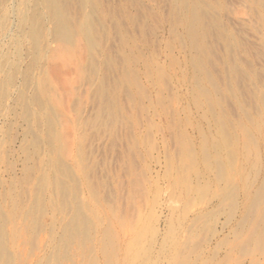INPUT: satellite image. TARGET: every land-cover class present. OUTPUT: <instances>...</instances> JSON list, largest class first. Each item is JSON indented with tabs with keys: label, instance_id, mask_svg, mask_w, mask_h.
Masks as SVG:
<instances>
[{
	"label": "rangeland",
	"instance_id": "374dc122",
	"mask_svg": "<svg viewBox=\"0 0 264 264\" xmlns=\"http://www.w3.org/2000/svg\"><path fill=\"white\" fill-rule=\"evenodd\" d=\"M22 1L0 3V54L17 62L11 80L0 70V217L9 248L0 264H170L182 256L187 264H264L260 234L240 251L260 230L259 204L258 218L236 231L264 165V0H194L208 12L203 53L190 49L173 0H96V44L89 48L79 31L64 43L47 20L36 54L15 38ZM198 54L202 83L191 63ZM210 99L234 136L222 145L236 188L232 212L214 175L198 177L196 163L181 158L217 136ZM202 180L208 194L188 190ZM67 221L85 223L89 240L66 242Z\"/></svg>",
	"mask_w": 264,
	"mask_h": 264
},
{
	"label": "bare ground",
	"instance_id": "6f19581e",
	"mask_svg": "<svg viewBox=\"0 0 264 264\" xmlns=\"http://www.w3.org/2000/svg\"><path fill=\"white\" fill-rule=\"evenodd\" d=\"M4 0H0V3H2ZM72 1L73 0H23L22 1V6L24 7V10L21 11V9L15 5L14 7V15L16 18V25H15V35H16V40L18 44H21L22 40H28L31 43L32 48L35 51V54L38 53V41L41 37V35L43 34L44 31V24L45 21L48 22L50 21L53 24V35L59 37L64 43H71L73 36H75V32L79 31L81 32V34L84 36L85 38V42L88 43V45L90 46L89 48H91V46L95 43V39H96V29H95V25L97 23H95L96 21L94 18V15L97 13V5H96V0H78V4L76 8L77 12L76 15L77 17L75 19H77L78 21L75 20V25L71 22L72 18ZM196 1V0H195ZM194 0H173V3H176L178 6L181 5L184 10L183 12V27L185 28L186 31V35L187 36V42L189 43V45L191 46L190 49L195 50L197 52L200 53V51L202 48V45H200L201 40H200V31L202 30H206L205 29V22H203V19L207 18V10H202L200 8V4L198 5ZM20 4V3H19ZM177 6V7H178ZM90 8L89 12L88 10L86 11V8ZM12 10V11H13ZM8 11V10H7ZM5 12V14L7 13L6 10L3 11ZM212 13V12H211ZM4 14V13H3ZM182 14V12H181ZM214 14V13H213ZM2 15V13H1ZM101 15V14H100ZM215 15V14H214ZM9 16V15H8ZM182 16V15H181ZM212 16V15H211ZM6 17V16H5ZM209 18V17H208ZM1 19V18H0ZM5 18L4 16L2 17V24H5ZM8 22V20H7ZM10 22V21H9ZM208 22V21H207ZM210 22V21H209ZM95 23V24H94ZM211 23V22H210ZM211 25V24H210ZM11 27V26H10ZM48 29V28H47ZM184 31V32H185ZM13 30L9 29L8 30V34L12 36ZM213 32V31H212ZM3 33V32H2ZM14 34V33H13ZM51 34V33H50ZM201 36H204L201 35ZM98 37V36H97ZM4 38V37H2ZM49 39V38H48ZM204 40V37H203ZM202 40V41H203ZM58 41V40H57ZM59 41V42H60ZM76 42V41H75ZM80 42V41H79ZM62 43V42H61ZM16 44V43H15ZM14 44V45H15ZM29 44V43H27ZM69 44V45H70ZM96 44V43H95ZM1 45V44H0ZM17 46V44H16ZM19 47V46H17ZM16 47V49H17ZM69 47V46H68ZM20 48V47H19ZM23 48V47H22ZM43 48V47H42ZM66 48V47H65ZM2 49V48H1ZM0 49V50H1ZM18 50V49H17ZM20 50V49H19ZM18 50V51H19ZM68 49H66L67 51ZM13 51V50H12ZM11 51V52H12ZM78 51V50H77ZM194 51V52H195ZM16 53V51H14ZM20 52V51H19ZM19 52H17L16 57L19 56ZM25 52V51H24ZM70 52V51H69ZM68 52V53H69ZM8 53V52H7ZM33 53V52H32ZM26 54V53H25ZM32 55V54H31ZM38 55V54H37ZM196 55V54H195ZM194 55V56H195ZM36 59V55H34ZM205 56V54L203 55V57ZM10 56H7L4 52L2 54H0V70L3 69L4 70V76L7 77L6 79L11 80L13 79V75L14 74V70L17 68V62L9 59ZM20 57V56H19ZM17 57V58H19ZM25 57V56H24ZM202 55H197L195 57H193L191 59V63L195 68V72L197 71L198 76L197 81H201L204 80L205 75L208 76L207 74L204 75L203 73V69H204V65H205V60L206 58H203ZM33 58V57H32ZM69 58V56H68ZM30 59V58H29ZM16 60V59H15ZM18 60V59H17ZM208 60V59H207ZM21 62V61H20ZM33 62V61H32ZM207 62V61H206ZM35 63V62H34ZM208 63V62H207ZM19 65V64H18ZM30 69V67H29ZM25 70V68H24ZM28 70V69H26ZM30 72V71H29ZM206 72V71H204ZM33 73V72H32ZM31 74V73H30ZM32 75V74H31ZM16 76V75H15ZM195 78V80H196ZM208 78V77H207ZM196 81V82H197ZM8 82V81H6ZM5 83V82H3ZM202 83V81L200 82ZM196 87L198 88L199 85L197 86V83H195ZM4 85V84H3ZM18 85V84H17ZM106 85V84H105ZM202 85V84H201ZM12 86V85H11ZM40 86V85H39ZM42 86V85H41ZM103 86V85H102ZM4 87V86H3ZM2 87V88H3ZM195 87V92L196 93V97H198L197 94H204V90H202L201 88L196 89ZM40 88V87H37ZM104 89V88H103ZM201 89V92H200ZM23 90V89H22ZM1 91V90H0ZM5 92V91H4ZM103 92V91H102ZM194 92V93H195ZM199 92V93H198ZM2 93V92H1ZM42 93V92H41ZM100 93V92H99ZM192 93V94H194ZM207 93V91H206ZM209 93V92H208ZM3 94V93H2ZM5 95V94H4ZM2 96V95H1ZM8 96V95H7ZM194 96V95H193ZM209 96V95H208ZM38 97V96H36ZM195 97V96H194ZM195 97V98H196ZM210 97V96H209ZM264 96L260 95V106L264 107V98H261ZM2 98V97H1ZM8 99V98H7ZM44 99V98H43ZM198 99V98H197ZM195 101H198V100ZM263 99V100H262ZM29 100V99H28ZM38 101V100H37ZM16 102V101H15ZM36 102V101H35ZM27 103V102H26ZM215 100H209L208 104H209V108L212 111V114L214 115L216 113V116L214 117L215 120V127L217 130V136L215 137H208V136H204L202 137V142L200 145V153H192V152H187L186 154L183 155L182 160L184 161V163H187L185 161L190 162V164H195L196 163V175L198 177H203L204 175L206 176V174L208 173H212L214 175L215 181L218 183H221L223 185V190H225V198L228 199L229 203H228V210L229 212H232L235 207V194L234 190L236 189L235 186L233 184L229 183V180L231 179L230 174L227 172L226 169V163H224V160L222 159V155H223V144L226 143H232L234 140V136L227 130V124L225 122V120L222 118V116H220V113H217L214 109L215 107ZM198 104H200V102L198 101ZM202 104V103H201ZM200 104V105H201ZM24 105V104H23ZM47 107V106H46ZM38 108V107H37ZM36 109V108H35ZM116 109V108H115ZM113 110V109H112ZM262 113L264 112V108L261 109ZM210 111V112H211ZM20 112V111H19ZM109 112V111H108ZM53 113V112H52ZM26 114V113H25ZM51 114V113H50ZM211 114V115H212ZM219 114V116H218ZM47 115V114H46ZM17 119V118H16ZM37 119V118H36ZM213 119V118H212ZM30 120V119H29ZM47 121V120H46ZM51 121V120H50ZM48 121V122H50ZM36 122V121H35ZM38 122V120H37ZM47 123V122H46ZM31 126V124H30ZM37 126V125H36ZM264 132V131H263ZM54 133V132H53ZM220 134H222V137L220 139ZM264 134V133H263ZM54 135V134H52ZM250 135V134H249ZM249 137V136H248ZM252 136H250V139L252 140L253 138H251ZM263 139V138H262ZM247 140L249 141V138H247ZM245 140V144H248V141ZM58 143V142H57ZM35 148V147H34ZM37 148V147H36ZM188 150V148H187ZM186 150V151H187ZM58 153V152H57ZM235 153H229L226 157V159H228L227 164L229 163L230 165L232 164V158L234 157ZM243 155V154H242ZM179 156H181L179 154ZM57 158V157H56ZM45 161V160H44ZM189 164V163H188ZM189 164V165H190ZM193 166V165H192ZM58 172V171H57ZM260 176H261V180H260V192H257L254 196H251V198L249 199V197L247 198V200L249 199L250 201V205H249V213L245 214V216H243V219L240 221L239 225L237 226L238 228L236 229V231L238 233H242V230H244V228L246 229V223L249 222L250 220L253 219L255 220V215L257 212V206L259 204L260 206V230L257 233H253L252 236H250L249 240H247L245 243L244 241L242 242V247H241V252L243 248H246L248 250L250 246V244L253 242L252 240L255 239L259 236L260 237H264V165L261 164L260 162ZM210 180V179H209ZM58 181V180H57ZM209 182L208 181H203L200 182L199 184L196 186H188V190L194 194H196L197 196H201V195H206L208 194L209 191ZM246 187H248V184L245 183ZM48 188V187H47ZM246 190V189H245ZM249 190V189H248ZM250 195V194H249ZM19 197V196H17ZM218 197V196H217ZM66 200V199H65ZM45 201V200H44ZM67 201V200H66ZM260 202V203H259ZM56 203V202H55ZM59 203V202H58ZM65 203V202H64ZM82 204V203H80ZM79 204V205H80ZM58 205V204H57ZM69 205V204H68ZM61 207V205H59ZM82 206V205H81ZM86 206V205H84ZM58 207V208H60ZM63 207V206H62ZM234 207V208H233ZM79 208V207H78ZM77 208V209H78ZM81 208V207H80ZM80 208L78 210H80ZM85 208V207H84ZM227 208V207H226ZM56 209V207H55ZM72 209V208H71ZM69 209V210H71ZM74 209V210H77ZM41 210V209H40ZM82 211V210H81ZM58 212V211H57ZM76 212V211H74ZM80 212V211H79ZM77 213V212H76ZM259 213V211H258ZM67 214V213H65ZM82 213H79V215H81ZM77 215V214H76ZM90 215V214H89ZM55 216V215H54ZM78 216V215H77ZM83 216V215H82ZM85 216V215H84ZM83 216V217H84ZM258 216L256 215V218H258ZM81 217V216H80ZM80 217L78 216V218L80 219ZM83 217H81L83 219ZM96 217V216H95ZM65 218V217H64ZM73 217H71L72 219ZM77 218V219H78ZM86 218V216H85ZM93 218V217H92ZM5 219V218H4ZM74 219V218H73ZM78 219V222H79ZM90 220V219H88ZM92 220V219H91ZM97 221V219H96ZM2 218L0 217V262L5 261L8 257H9V253H8V249L5 248L7 246L4 247L3 245V239L6 238L5 234H4V229L2 227ZM53 222V221H52ZM69 228L67 229V233L66 234V242H71L72 240H82L84 238L88 239V230L85 226L83 228H79L81 225L79 223H75L74 221L70 223V221H67ZM77 222V221H76ZM252 222V221H251ZM259 222V221H257ZM60 223V222H59ZM64 223V222H63ZM62 223V224H63ZM81 223V222H80ZM91 223V221L89 222V224ZM254 223V222H253ZM94 224V223H93ZM248 224V223H247ZM256 224V223H255ZM259 224V223H258ZM92 225V224H90ZM249 226V225H247ZM255 226V225H254ZM67 227V226H66ZM65 227V228H66ZM88 227V226H87ZM64 228V230H65ZM89 228V227H88ZM254 229H256L254 227ZM90 231V230H89ZM258 231V230H257ZM63 232V230H62ZM65 232V231H64ZM63 232V233H64ZM105 232V231H104ZM236 232V233H237ZM254 232V231H253ZM61 233V234H63ZM237 233V234H238ZM95 234V233H94ZM106 234V233H105ZM252 234V233H250ZM239 235V234H238ZM5 236V237H4ZM106 236V235H105ZM248 236V235H247ZM4 237V238H3ZM62 237H65L64 235ZM259 237V238H260ZM248 238V237H247ZM259 238H257L259 240ZM85 239V241L87 242V240ZM261 239V238H260ZM89 240V239H88ZM95 240V239H94ZM100 241V240H99ZM252 241V242H251ZM264 241V240H263ZM251 242V243H250ZM105 244V243H104ZM102 245V247H104L106 245ZM241 244V243H240ZM100 246V247H101ZM107 247V246H106ZM163 247V246H162ZM170 247V246H169ZM7 249V250H6ZM245 250V249H244ZM246 251V250H245ZM58 256V255H57ZM143 256V254H137V256H135L137 258V260H139L141 257ZM175 256V255H174ZM54 258V257H53ZM179 258V257H178ZM8 260V259H7ZM143 260V259H142ZM170 264H187L189 262V259L186 256H182L181 258H179V261L176 260V258H172ZM153 264H157L156 262H153Z\"/></svg>",
	"mask_w": 264,
	"mask_h": 264
}]
</instances>
